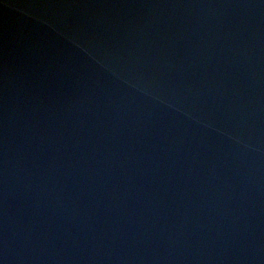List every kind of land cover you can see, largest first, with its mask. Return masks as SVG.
Segmentation results:
<instances>
[{"label": "water", "instance_id": "1", "mask_svg": "<svg viewBox=\"0 0 264 264\" xmlns=\"http://www.w3.org/2000/svg\"><path fill=\"white\" fill-rule=\"evenodd\" d=\"M0 264H264V0H0Z\"/></svg>", "mask_w": 264, "mask_h": 264}]
</instances>
